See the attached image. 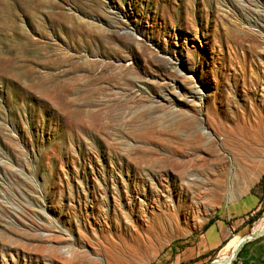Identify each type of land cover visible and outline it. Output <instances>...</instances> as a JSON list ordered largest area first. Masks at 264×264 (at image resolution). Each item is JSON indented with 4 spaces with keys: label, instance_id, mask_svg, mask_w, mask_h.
<instances>
[{
    "label": "rangeland",
    "instance_id": "rangeland-1",
    "mask_svg": "<svg viewBox=\"0 0 264 264\" xmlns=\"http://www.w3.org/2000/svg\"><path fill=\"white\" fill-rule=\"evenodd\" d=\"M221 207L264 217V0H0V264H171Z\"/></svg>",
    "mask_w": 264,
    "mask_h": 264
},
{
    "label": "crops",
    "instance_id": "crops-1",
    "mask_svg": "<svg viewBox=\"0 0 264 264\" xmlns=\"http://www.w3.org/2000/svg\"><path fill=\"white\" fill-rule=\"evenodd\" d=\"M225 210L219 208L203 230L193 237L190 245L174 255L176 257L171 264H206L216 253L221 257L231 256L240 239L252 233L254 227L251 229L246 223L249 213L240 212L238 215ZM263 260L264 232L243 243L235 256L238 264H261Z\"/></svg>",
    "mask_w": 264,
    "mask_h": 264
},
{
    "label": "bare ground",
    "instance_id": "bare-ground-1",
    "mask_svg": "<svg viewBox=\"0 0 264 264\" xmlns=\"http://www.w3.org/2000/svg\"><path fill=\"white\" fill-rule=\"evenodd\" d=\"M263 228H264V217L254 226L252 233L259 234L262 232ZM236 248L233 250L231 256L220 257L218 260H215L212 264H231V261L233 259V254Z\"/></svg>",
    "mask_w": 264,
    "mask_h": 264
},
{
    "label": "water",
    "instance_id": "water-1",
    "mask_svg": "<svg viewBox=\"0 0 264 264\" xmlns=\"http://www.w3.org/2000/svg\"><path fill=\"white\" fill-rule=\"evenodd\" d=\"M264 232V228L262 230L261 233L259 234H256V233H250L249 235L245 236V237H242L239 241V245L237 246L234 254H233V258H235L239 248L243 245V243H245L246 241H249V240H252V239H255L257 236H259L260 234H262Z\"/></svg>",
    "mask_w": 264,
    "mask_h": 264
}]
</instances>
